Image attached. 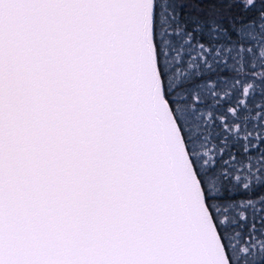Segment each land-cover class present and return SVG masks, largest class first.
Returning <instances> with one entry per match:
<instances>
[{"label": "snow or ice", "instance_id": "snow-or-ice-1", "mask_svg": "<svg viewBox=\"0 0 264 264\" xmlns=\"http://www.w3.org/2000/svg\"><path fill=\"white\" fill-rule=\"evenodd\" d=\"M0 264H264V0H0Z\"/></svg>", "mask_w": 264, "mask_h": 264}]
</instances>
